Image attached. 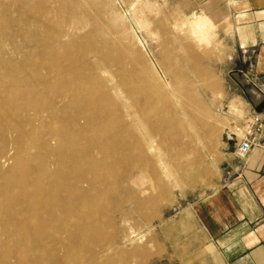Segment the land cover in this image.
Returning a JSON list of instances; mask_svg holds the SVG:
<instances>
[{"label":"bare ground","instance_id":"1","mask_svg":"<svg viewBox=\"0 0 264 264\" xmlns=\"http://www.w3.org/2000/svg\"><path fill=\"white\" fill-rule=\"evenodd\" d=\"M4 10L0 264H117L138 241L122 225L135 214L156 217L172 188L198 181L201 149L215 166L218 141L240 136L196 95L202 83L220 97L203 63L216 23L184 18L177 56L170 31L157 36L133 12L137 29L161 48L166 83L107 2L10 0ZM230 108L240 112L237 100Z\"/></svg>","mask_w":264,"mask_h":264},{"label":"rangeland","instance_id":"2","mask_svg":"<svg viewBox=\"0 0 264 264\" xmlns=\"http://www.w3.org/2000/svg\"><path fill=\"white\" fill-rule=\"evenodd\" d=\"M9 1L10 0H0V16L5 12L4 9L8 7ZM100 1L108 3V11L110 14L123 18V23H127L132 35H135L136 33L137 36H135L141 41L143 53L145 52L147 60L155 67L157 77L159 76L158 78L160 80L167 83L169 79L164 74L162 67L158 64L161 61V48L156 42H154L152 37L146 35L144 31L142 32L137 29L132 18L133 12L136 10L138 15L144 19L147 20L148 18L147 21L149 24L158 27L157 36L161 35L162 37L165 29H167V32L170 31L168 33V38L171 42V44L169 43V47L174 49L175 55L177 56H180L183 53L178 48L182 39L180 22L184 18L193 19L203 15V13H192L191 15L185 13L178 5V0ZM211 19L216 23V29L214 30L215 35L212 46H210L208 50L206 49L207 52H209V55L203 63L211 71L213 81L218 85L220 97L216 98L213 96L210 91L204 88L202 83H199L197 86L196 95L203 98L207 108L215 117L219 119L221 118L220 121L223 123L225 131L228 132L237 127L240 129L241 135L244 131V124L247 119L245 117L244 106H246L248 100L240 87H238V85H236L231 79L230 74L228 73L229 63H222L226 54L225 43L222 40L221 33L227 32L228 25L226 22H220L214 18ZM178 27L179 30L177 31L176 29H178ZM8 42L7 44L9 45L4 46V48L8 51L10 50L9 48H11V51H13L12 47L15 45L13 44L15 42ZM199 53L202 54V51H199ZM15 54L18 55L17 53H14V55ZM16 55L15 59L18 57L20 58L19 55ZM233 100L238 101L240 112L231 110L230 103ZM237 136V134L233 135L232 138H234V140L232 142H227L226 144L218 141L217 151H214L213 153V155H215L214 157L218 159L215 166L212 165L213 158L210 152L206 149H201V152L194 156V159L197 162L202 161V164H199V168L197 166L193 167L194 170H198V181L196 183H184L187 187L182 184V188H172V192L165 197V204L163 203L156 217L150 221H146L140 219L135 214L131 223L125 224V226L122 225L126 235L131 231H135L134 235H136L138 241L126 246L127 250H133L136 248V251L128 255L122 261L117 262V264L205 263L204 256L209 252V248H204L206 237L203 228L205 218L203 211L204 205L219 192L224 183L225 163L226 160L233 157L236 152L237 139L240 137ZM157 190H159V188H157ZM124 209L130 210L131 208L125 206ZM150 241L151 243H149ZM128 246L131 247L127 248ZM143 249L146 253H149L148 256H145L142 252Z\"/></svg>","mask_w":264,"mask_h":264},{"label":"crops","instance_id":"3","mask_svg":"<svg viewBox=\"0 0 264 264\" xmlns=\"http://www.w3.org/2000/svg\"><path fill=\"white\" fill-rule=\"evenodd\" d=\"M191 15L226 22L221 33L228 73L248 103L245 117L264 121V0H178ZM224 183L204 205V264H264V149L226 160Z\"/></svg>","mask_w":264,"mask_h":264},{"label":"built area","instance_id":"4","mask_svg":"<svg viewBox=\"0 0 264 264\" xmlns=\"http://www.w3.org/2000/svg\"><path fill=\"white\" fill-rule=\"evenodd\" d=\"M254 149H264V121L247 118L244 131L237 139L236 157L245 159Z\"/></svg>","mask_w":264,"mask_h":264},{"label":"water","instance_id":"5","mask_svg":"<svg viewBox=\"0 0 264 264\" xmlns=\"http://www.w3.org/2000/svg\"><path fill=\"white\" fill-rule=\"evenodd\" d=\"M255 111L257 113H261L262 111H264V100L257 107H255Z\"/></svg>","mask_w":264,"mask_h":264}]
</instances>
